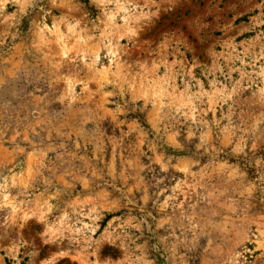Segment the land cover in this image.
Segmentation results:
<instances>
[{
    "label": "rangeland",
    "instance_id": "obj_1",
    "mask_svg": "<svg viewBox=\"0 0 264 264\" xmlns=\"http://www.w3.org/2000/svg\"><path fill=\"white\" fill-rule=\"evenodd\" d=\"M0 264H264V0H0Z\"/></svg>",
    "mask_w": 264,
    "mask_h": 264
}]
</instances>
